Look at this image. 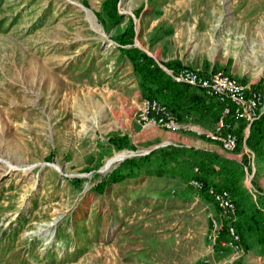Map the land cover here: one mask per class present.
I'll return each mask as SVG.
<instances>
[{
    "label": "rangeland",
    "instance_id": "1",
    "mask_svg": "<svg viewBox=\"0 0 264 264\" xmlns=\"http://www.w3.org/2000/svg\"><path fill=\"white\" fill-rule=\"evenodd\" d=\"M105 1L0 0V264H264V224L240 251L225 245L220 209L185 178L199 172L191 148L219 154L236 224L264 220V122L229 152L203 133L214 100L217 113L179 130L142 118L147 98L117 40L132 24L123 47L202 72L192 65L215 63L264 94V0H118L116 19ZM116 168L126 175L109 182Z\"/></svg>",
    "mask_w": 264,
    "mask_h": 264
},
{
    "label": "built area",
    "instance_id": "2",
    "mask_svg": "<svg viewBox=\"0 0 264 264\" xmlns=\"http://www.w3.org/2000/svg\"><path fill=\"white\" fill-rule=\"evenodd\" d=\"M163 68L176 82L201 90L207 99L214 100L220 105L213 130L203 133L218 142L223 150L235 152L240 146L241 140L238 133L239 123L244 122L246 126L251 127L264 111L263 91L258 87H249L236 77L220 70L207 73L191 67L174 69L163 66ZM137 113L142 118H152V121L171 130H179L185 126L177 113L164 101L157 98L145 99ZM192 183L200 189H206L208 195L220 209V216L226 221L229 236L228 241L224 244L240 251L242 238L236 228L238 206L231 191L226 188H218L213 184L205 185L198 179H194ZM213 224L216 227L213 238L216 240L222 235L223 224L219 223L217 219H213Z\"/></svg>",
    "mask_w": 264,
    "mask_h": 264
},
{
    "label": "trees",
    "instance_id": "3",
    "mask_svg": "<svg viewBox=\"0 0 264 264\" xmlns=\"http://www.w3.org/2000/svg\"><path fill=\"white\" fill-rule=\"evenodd\" d=\"M117 1L118 0H106L103 4V10L108 14L110 19H116L119 17ZM134 33V27L130 24L126 28V31L117 37V40L121 44L124 53L132 62L135 73L139 77L140 86L145 98H159L163 100L179 114L180 118L185 114H191L200 120H207L211 113L215 114L219 111L218 107H216L219 105L217 102L216 106L212 101L206 103V96L203 92L198 93L196 88L173 80L163 66L152 55L134 46L123 47L133 42ZM170 65L171 64H166L165 66L170 68ZM120 139L122 138H112L115 144L118 143L117 145H119L120 148H123L125 142L122 143ZM191 149L196 157H200V159L196 161V163H198L196 167L199 168V172H195L191 176H186L185 178L198 179L205 185L213 184L218 188H226L230 191L234 189L232 186L234 172L228 165L220 168V172H226V175L218 180L217 174L219 171L216 169L215 161H222V157L219 154L195 148ZM151 155L152 154H150V156ZM150 156H147L146 159ZM141 159L146 160L145 157ZM126 162L132 167L139 164L140 161L132 159L127 160ZM143 163L144 162H140V164ZM125 175L126 174L123 173L122 168H116L110 175L109 182H118L124 179ZM203 193L208 196L206 189L203 190ZM243 214L239 222L236 224V228L241 234L242 244L247 232L254 233L255 231H260L262 224H264V220L258 217L257 212Z\"/></svg>",
    "mask_w": 264,
    "mask_h": 264
},
{
    "label": "crops",
    "instance_id": "4",
    "mask_svg": "<svg viewBox=\"0 0 264 264\" xmlns=\"http://www.w3.org/2000/svg\"><path fill=\"white\" fill-rule=\"evenodd\" d=\"M153 57H154V58H155V59H156V60H157L162 66H164V67H167V66H165V64H171V65H170L171 68L178 69V68H181L183 65H187V63L184 62V61L179 62V61H167V60H165V61H167V62H165V64H164V62H161V60L158 59L156 56L153 55ZM188 65H189V64H188ZM192 66H194V67H196V68L203 69V70H205L206 72L216 70L215 63L209 64V66H208V67H205V68L199 67V66H197L196 64H195V65H192ZM223 69L225 70L226 68H223ZM226 71H227L226 73H228V74H230V75H233V76H235V77L238 78V76H236V74H234V73H232V72H228V70H226ZM239 79H241V78L239 77ZM241 80H242V79H241ZM242 82L252 84L251 81L243 80ZM196 90H197L198 93H202L201 90H199V89H197V88H196ZM209 102H210V101L206 98V103H209ZM187 117H188L190 120L186 119ZM192 118H193V117H192L191 114H185V115L182 116L181 120H182V122H184L185 124H190V123H193V121H191ZM262 122H264V120L257 121V122L254 123L251 127L246 126L244 122H240V123H239V128H238V133H239V135H240L241 142H242V141L244 142V140H246V138L249 136V134L251 133V131H252V130H255V128H258L259 125H260ZM181 136H182V137H181ZM184 136H186V135H184ZM184 136H183V134L180 135V137H181L182 139H184V138H185V139H188V137H184ZM189 140H190V139H189ZM190 141H191V142H190V145H191V146H195V147H197V148H201V149H208L207 142H205L204 140H200V141H192V140H190ZM188 142H189V141H188ZM215 146H216L217 148L220 147V149L223 150L220 144L215 145Z\"/></svg>",
    "mask_w": 264,
    "mask_h": 264
},
{
    "label": "bare ground",
    "instance_id": "5",
    "mask_svg": "<svg viewBox=\"0 0 264 264\" xmlns=\"http://www.w3.org/2000/svg\"><path fill=\"white\" fill-rule=\"evenodd\" d=\"M125 153H120L116 158L112 159L109 164L114 163L117 159H123Z\"/></svg>",
    "mask_w": 264,
    "mask_h": 264
}]
</instances>
